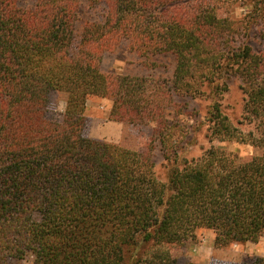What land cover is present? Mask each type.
Instances as JSON below:
<instances>
[{
  "label": "trees",
  "instance_id": "trees-1",
  "mask_svg": "<svg viewBox=\"0 0 264 264\" xmlns=\"http://www.w3.org/2000/svg\"><path fill=\"white\" fill-rule=\"evenodd\" d=\"M234 1L0 0V264H177L169 246L198 229L215 247L264 236V48L250 40L264 41V0H246L239 19L222 14ZM120 46L141 66L172 55V93L104 71ZM232 79L243 93L236 123L220 102ZM206 91L209 141L256 153L210 144L182 155L179 132L161 128L165 103ZM92 96L108 98L118 121L154 123L164 181L147 154L84 135Z\"/></svg>",
  "mask_w": 264,
  "mask_h": 264
},
{
  "label": "rangeland",
  "instance_id": "rangeland-1",
  "mask_svg": "<svg viewBox=\"0 0 264 264\" xmlns=\"http://www.w3.org/2000/svg\"><path fill=\"white\" fill-rule=\"evenodd\" d=\"M249 9L246 0H235L232 4L223 2L222 14L231 15L235 19L242 18ZM225 12V13H224ZM255 47L263 49L264 41L258 36L250 37ZM142 60L130 54L124 46L103 55L101 66L104 71L144 77L148 86H156L171 94L173 89V70L175 60L172 55H159L153 58L150 65L141 66ZM239 81L232 79L229 90L221 99V107L229 119L236 123L241 120L243 93ZM208 91L200 97L190 98L178 93L166 101L165 116L161 128L171 125L172 130L179 132L178 148L187 158L200 155L210 144L225 150L228 154L238 157H248L257 150L247 144L236 141H209L205 111L211 102ZM111 101L106 97L88 98L85 115L84 135L115 143L121 147L145 153L154 165L155 175L164 181L169 162L164 156V148L158 141V135L153 131V124L132 125L118 121L111 114ZM55 110L62 112L64 96L56 97ZM164 119V120H163ZM165 120L167 122H165ZM214 234L211 230L198 229L194 235L188 236L180 244L170 245L169 252L177 264H241L255 256H264V236L257 242H232L224 247H215ZM19 264H31L26 258Z\"/></svg>",
  "mask_w": 264,
  "mask_h": 264
}]
</instances>
